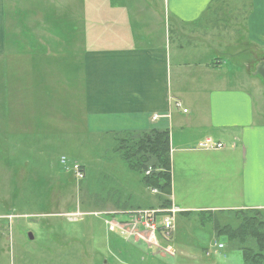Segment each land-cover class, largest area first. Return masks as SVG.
I'll return each mask as SVG.
<instances>
[{"label": "crops", "instance_id": "obj_1", "mask_svg": "<svg viewBox=\"0 0 264 264\" xmlns=\"http://www.w3.org/2000/svg\"><path fill=\"white\" fill-rule=\"evenodd\" d=\"M5 6L0 0V57ZM59 10L42 19L50 39L27 34V75L81 69L84 130L72 136L168 131L178 210L264 214L254 175L264 169V0H82L72 19ZM208 140L225 147L200 149ZM222 198L235 204H217Z\"/></svg>", "mask_w": 264, "mask_h": 264}, {"label": "rangeland", "instance_id": "obj_2", "mask_svg": "<svg viewBox=\"0 0 264 264\" xmlns=\"http://www.w3.org/2000/svg\"><path fill=\"white\" fill-rule=\"evenodd\" d=\"M81 3L6 0L7 50L0 57V264H244L242 252L197 213L181 215L175 197L163 207L167 197L145 187L140 174L127 167L114 137L72 136L84 130L81 69L27 75V34L29 40L47 41L44 15L57 18L63 4L67 19L74 11L80 17ZM51 30L55 35L57 28ZM64 33L71 35L69 29ZM27 120H35L31 132ZM75 165L86 168L84 179L76 177ZM254 175L256 201H262L264 169ZM192 189L204 193V188ZM216 203L235 204L225 198ZM169 209L178 211L175 230L171 241L164 240L166 217H159L158 248L132 220L140 212Z\"/></svg>", "mask_w": 264, "mask_h": 264}, {"label": "trees", "instance_id": "obj_3", "mask_svg": "<svg viewBox=\"0 0 264 264\" xmlns=\"http://www.w3.org/2000/svg\"><path fill=\"white\" fill-rule=\"evenodd\" d=\"M129 136L130 139H125ZM117 138L119 152L127 167L140 174L145 187L167 197L172 196V170L170 134L168 131L124 134ZM171 203V202H170ZM166 206V207H167ZM191 215L192 212H182ZM181 213V214H182ZM198 218L211 225L219 236H225L242 252L244 264H264L263 212L252 210H227L199 212ZM230 215L229 218L220 216ZM227 218V222H226ZM213 230V231H214ZM164 239V238H163Z\"/></svg>", "mask_w": 264, "mask_h": 264}, {"label": "built area", "instance_id": "obj_4", "mask_svg": "<svg viewBox=\"0 0 264 264\" xmlns=\"http://www.w3.org/2000/svg\"><path fill=\"white\" fill-rule=\"evenodd\" d=\"M176 107L181 109L182 108V104L180 102L176 103ZM184 113H188V110L183 109ZM155 118H157V116H155ZM225 146L221 143H214L210 140H208L207 142L203 143L202 145H200V149H205V150H219V149H223ZM63 163H66L65 158H63ZM74 170L76 173V177L79 179H84L85 178V172L82 169L81 166L79 165H75L74 166ZM161 211H144V212H140L137 216L136 214L133 217L132 223L134 224V226H140L144 229V231L149 232L152 237H150V241L156 245V247L159 248L158 246V242L156 241V235L159 230L161 228H159V217L160 216H165L166 219L163 222L162 225V231L164 234V240L167 241H171L172 237H173V232H174V221H175V216L176 213L178 212L176 209H169V210H162ZM136 213V212H135ZM139 234V233H138ZM220 249H223V245H219L218 246ZM170 249V246L168 247Z\"/></svg>", "mask_w": 264, "mask_h": 264}, {"label": "water", "instance_id": "obj_5", "mask_svg": "<svg viewBox=\"0 0 264 264\" xmlns=\"http://www.w3.org/2000/svg\"><path fill=\"white\" fill-rule=\"evenodd\" d=\"M259 69H260V71L258 72L259 75L263 76V78H264V63L261 64V67Z\"/></svg>", "mask_w": 264, "mask_h": 264}]
</instances>
